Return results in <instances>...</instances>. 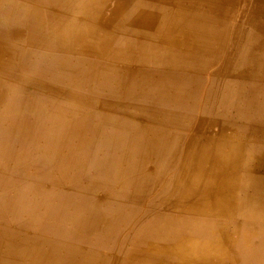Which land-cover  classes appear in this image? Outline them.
Returning <instances> with one entry per match:
<instances>
[{"label":"bare ground","instance_id":"obj_1","mask_svg":"<svg viewBox=\"0 0 264 264\" xmlns=\"http://www.w3.org/2000/svg\"><path fill=\"white\" fill-rule=\"evenodd\" d=\"M0 264H264V0H0Z\"/></svg>","mask_w":264,"mask_h":264},{"label":"rangeland","instance_id":"obj_2","mask_svg":"<svg viewBox=\"0 0 264 264\" xmlns=\"http://www.w3.org/2000/svg\"><path fill=\"white\" fill-rule=\"evenodd\" d=\"M41 175H42V171H41V170L36 171L35 168H33V169L27 171V180L31 183V188H30L29 190H27L26 193H25V197H26L27 199H29L30 197H32L33 195H35V194H34V193H35V191H34V186H35V184H38V185L41 184V186H42L43 188H46L47 190H49V189L52 188L53 181H49V180H48V181L42 182V181H41ZM85 189H86V188H85ZM103 192H104V191H103L102 189L99 190V189H97V188H95V187H94L92 190L87 189V190L85 191V193L88 194L89 196H91V195H95V194L100 195V196H103V195H104ZM43 209H44L43 206H39V207L37 208L38 211H43ZM35 213H36V212H35Z\"/></svg>","mask_w":264,"mask_h":264}]
</instances>
